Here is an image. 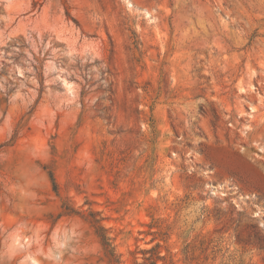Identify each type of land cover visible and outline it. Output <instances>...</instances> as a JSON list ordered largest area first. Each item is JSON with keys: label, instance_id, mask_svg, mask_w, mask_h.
Returning a JSON list of instances; mask_svg holds the SVG:
<instances>
[{"label": "rangeland", "instance_id": "obj_1", "mask_svg": "<svg viewBox=\"0 0 264 264\" xmlns=\"http://www.w3.org/2000/svg\"><path fill=\"white\" fill-rule=\"evenodd\" d=\"M0 264H264V0H0Z\"/></svg>", "mask_w": 264, "mask_h": 264}, {"label": "trees", "instance_id": "obj_2", "mask_svg": "<svg viewBox=\"0 0 264 264\" xmlns=\"http://www.w3.org/2000/svg\"><path fill=\"white\" fill-rule=\"evenodd\" d=\"M50 175V178L53 182V185L54 187L56 188V183H55V179L52 175V173L49 174ZM105 232H106V229H104L103 227H99V231H98V235L101 239V242H102V245L106 248V249H109V248H112L110 242H109V238L105 235Z\"/></svg>", "mask_w": 264, "mask_h": 264}]
</instances>
